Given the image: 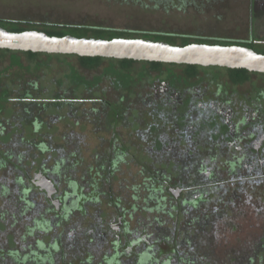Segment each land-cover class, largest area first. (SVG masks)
Returning a JSON list of instances; mask_svg holds the SVG:
<instances>
[{
    "label": "flooded vegetation",
    "instance_id": "flooded-vegetation-1",
    "mask_svg": "<svg viewBox=\"0 0 264 264\" xmlns=\"http://www.w3.org/2000/svg\"><path fill=\"white\" fill-rule=\"evenodd\" d=\"M106 1L127 23L11 0L0 27L264 54V0ZM261 222L264 73L0 49V264H223L228 225ZM249 237L232 264H264Z\"/></svg>",
    "mask_w": 264,
    "mask_h": 264
},
{
    "label": "water",
    "instance_id": "water-1",
    "mask_svg": "<svg viewBox=\"0 0 264 264\" xmlns=\"http://www.w3.org/2000/svg\"><path fill=\"white\" fill-rule=\"evenodd\" d=\"M0 49L103 57L145 62L219 66L264 73V54L240 46H172L142 39L55 37L39 31L12 32L0 27Z\"/></svg>",
    "mask_w": 264,
    "mask_h": 264
},
{
    "label": "rangeland",
    "instance_id": "rangeland-1",
    "mask_svg": "<svg viewBox=\"0 0 264 264\" xmlns=\"http://www.w3.org/2000/svg\"><path fill=\"white\" fill-rule=\"evenodd\" d=\"M11 0H0V14H4L6 8L4 7L3 4L8 3ZM13 2L17 3V8L13 9L15 12L13 13V18H26V17H31L30 14H26V11H29L28 9L25 10L26 6L24 7L22 3L26 1H32V3L35 5L33 8L32 13L39 15L40 17H45L48 16V12L46 9V5H54V6H60L66 2H71L74 1L73 4L74 6L71 7V4L69 6H63L66 7V10H69L71 13H65L60 14V18H62L63 22H77L78 20L83 19V14L84 13H97L101 19L96 18L99 21H102L104 24L109 25L110 24V14H115L113 15V23L115 24H123L127 23L128 18L126 15H118L116 13L110 12V2L107 4L106 0H12ZM39 5V7L37 6ZM61 6V7H62ZM41 7V8H40ZM71 7V8H70ZM139 6H136L135 8H138ZM12 8V7H11ZM72 13H75L74 15ZM154 13V14H153ZM26 14V15H25ZM182 13H176V12H171L168 15H164V19L161 18L160 12H143V16L146 15L149 17L152 22H154L155 26L161 25L162 26H173L176 25L177 23H182V24H190L189 19L187 15H181ZM22 15V16H21ZM29 15V16H28ZM80 15V16H79ZM78 16V17H77ZM195 18V17H191ZM211 18V17H210ZM56 18L54 17V20ZM169 20V24H167ZM205 20V19H204ZM148 22L147 19L144 21V24ZM161 24H160V23ZM213 19L211 18L210 20L207 21V23H212ZM256 225V223H255ZM228 225L225 236H226V242H227V249L229 248L230 250L225 252V255H223L225 262L223 264H232L233 261L232 259L236 257L239 250H232L234 248H237V246L240 248V244L243 240V246H245L246 242V236H250L252 239L255 237L257 239L258 235L261 237V243L264 242V223H260L257 227H254V224H234L232 227H229ZM248 238L247 241H251V238ZM259 242V243H260ZM237 248V249H239ZM237 253V254H236ZM245 253L244 251L242 254ZM236 254V255H235Z\"/></svg>",
    "mask_w": 264,
    "mask_h": 264
},
{
    "label": "trees",
    "instance_id": "trees-1",
    "mask_svg": "<svg viewBox=\"0 0 264 264\" xmlns=\"http://www.w3.org/2000/svg\"><path fill=\"white\" fill-rule=\"evenodd\" d=\"M12 32H19V31H12ZM21 32H23V31H21ZM245 70V69H244ZM261 241V240H260ZM262 242V241H261ZM260 242V243H261ZM264 243V242H263ZM260 246H262L261 244H260ZM258 258H259V261L261 260V259H264V254H263V252H260L259 253V255H258ZM235 262H236V258H234L233 259ZM261 264V263H260Z\"/></svg>",
    "mask_w": 264,
    "mask_h": 264
}]
</instances>
